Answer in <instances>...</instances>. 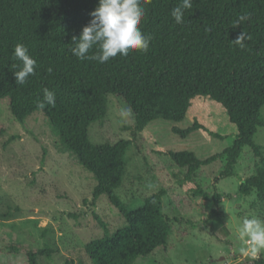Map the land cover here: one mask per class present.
<instances>
[{"label": "trees", "instance_id": "obj_1", "mask_svg": "<svg viewBox=\"0 0 264 264\" xmlns=\"http://www.w3.org/2000/svg\"><path fill=\"white\" fill-rule=\"evenodd\" d=\"M181 3L142 0L145 16L139 27L152 36L148 51L131 50L127 57L118 54L102 64L80 60L71 52L73 37L79 38L89 24L99 0H0V100H9L10 111L19 122L41 111L64 146L96 180L92 202L106 195L126 221L112 232L107 222L93 214L104 234L84 246L92 264H134L164 247L171 231L163 212L164 190L146 197L133 210L116 193L127 173L126 155L133 140L99 144L91 140L90 127L106 118L110 94L131 108L134 135L157 119L181 122L197 101L212 99L237 128L233 144L206 159L192 151L163 152L186 171V189L207 200L208 192L195 180L198 170L225 158L217 179L233 176L243 148L250 146L258 161L254 173L240 184V192L250 195L256 190L264 200V153L254 141L264 127V0H193L192 7L184 10L183 23L177 24L171 11ZM241 15L250 18L235 26ZM243 31L250 39L240 48L233 41ZM18 43L37 61L35 75L24 85L14 77L22 67L14 57ZM98 51L96 45L89 55ZM45 88L55 93L56 103L41 110L37 104L43 101ZM196 130L224 138L200 118L186 129L173 127L182 137ZM220 201L215 194L214 202ZM53 253L48 246L30 250L27 262L39 264L40 256Z\"/></svg>", "mask_w": 264, "mask_h": 264}, {"label": "rangeland", "instance_id": "obj_2", "mask_svg": "<svg viewBox=\"0 0 264 264\" xmlns=\"http://www.w3.org/2000/svg\"><path fill=\"white\" fill-rule=\"evenodd\" d=\"M125 108L129 106L121 97L110 94L106 118L90 127L91 140L97 144L133 140L126 155L127 173L116 193L133 210L164 190L163 212L171 227L167 244L134 264H264V251L257 259L244 255L238 237L244 219L264 221V200L258 192H240V184L255 171L258 159L253 149L243 148L233 176L217 179L225 158L198 170L195 180L208 192L207 200L186 189V171L163 152L192 151L200 159L221 153L237 134L227 111L202 98L185 120L157 119L134 135L135 116L126 115ZM195 118L215 127L224 138L201 130L187 137L173 131L188 128ZM254 141L264 153V127ZM95 185L92 173L64 146L41 111L19 122L9 100H0V264H28L27 252L46 246L54 253L40 256L39 264H92L84 246L104 234L93 214L112 232L126 224L106 195L92 202ZM215 194L221 197L219 204Z\"/></svg>", "mask_w": 264, "mask_h": 264}, {"label": "clouds", "instance_id": "obj_3", "mask_svg": "<svg viewBox=\"0 0 264 264\" xmlns=\"http://www.w3.org/2000/svg\"><path fill=\"white\" fill-rule=\"evenodd\" d=\"M141 3L142 0H99L98 6L90 13L92 19L89 24L83 27L79 38L73 37L75 46L71 49L72 54L80 60L91 59L103 64L118 54L127 57L131 50L146 53L152 36L140 30L139 25L145 16ZM192 4L193 0H182L180 6L172 9L171 16L177 24L183 23L184 10L190 9ZM249 18V15H241L235 26ZM247 39L250 37L243 31L233 42L244 48ZM96 45L99 46L98 53L89 55ZM14 57L22 62L20 70L14 72L15 81L24 85L31 75H35L37 61L29 55L28 48L19 43L14 48ZM48 72H52L51 67ZM55 103V93L43 89V101L38 102L37 107L42 110L46 104L54 107ZM123 111L126 115L132 114L130 107ZM238 237L244 244L241 252L257 259L264 251V221L259 218L244 219L242 227L238 229Z\"/></svg>", "mask_w": 264, "mask_h": 264}]
</instances>
